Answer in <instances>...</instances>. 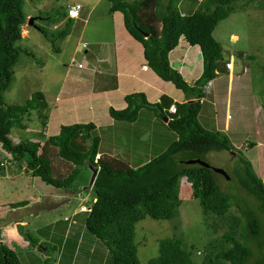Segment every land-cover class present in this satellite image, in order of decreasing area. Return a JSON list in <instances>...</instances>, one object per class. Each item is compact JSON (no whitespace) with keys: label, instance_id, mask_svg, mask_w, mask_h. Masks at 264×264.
Listing matches in <instances>:
<instances>
[{"label":"trees","instance_id":"1","mask_svg":"<svg viewBox=\"0 0 264 264\" xmlns=\"http://www.w3.org/2000/svg\"><path fill=\"white\" fill-rule=\"evenodd\" d=\"M24 1L0 0V147L14 160L24 161L32 177H38L45 184L68 192L70 185L82 175V170L87 171L88 179L91 178L92 170H97L92 186L89 187L88 182L86 187L94 193L88 205L91 210L77 213L73 223L63 220L68 223V227L75 229L78 234L81 230L87 231L97 239L106 249L105 264H138L137 245L134 242L135 224L145 217L154 220L176 217L181 204L179 188L182 178L189 183L191 197L199 201L202 211L224 220L230 214L229 210L236 206L232 197L221 191L216 173L211 168L189 165L185 161L198 158L203 160L209 152L230 151L234 148L224 133L203 129L197 118L204 86L215 79L218 73L227 71V63H222V47L212 33L216 25L230 15L232 3L252 0H200L198 8L189 15H181L174 0H107L110 3L109 12H120L124 28L142 45L147 65L159 78L171 82L188 98L185 102L174 103L163 96L160 105L149 103L142 92H134L124 97L126 108L109 109L111 118L126 122L136 121L140 109H149L159 120L167 117L166 127L177 136L164 151L134 168L118 157L97 155L100 137L93 133L95 126L90 122L63 125L56 135L46 138L40 133L37 135L40 141L37 142L23 140L13 144L11 141L10 134L15 128L22 131L28 128L25 121L26 118L31 121V113L36 112L42 128L46 122L42 114L46 107L42 93H33L21 104L6 105L3 101V92L8 89L13 78L12 68L22 51L17 43L22 40L21 29L26 23L22 9ZM57 14L66 17L62 11ZM72 24L73 19H65L63 27L55 30V35L48 34L42 27H39V31L45 39L54 41L65 37ZM181 37L188 45L198 46L202 57V73L192 86L170 66L168 59L169 52L178 45ZM171 104L175 106V113L167 114L163 109H168ZM250 145L252 147L253 143ZM48 147L54 148L57 157L71 164V170L66 176L55 175L51 171L50 156H46ZM39 150L40 153H37ZM239 162L243 168L238 181L258 201L264 217V184L248 159L240 157ZM26 204L24 201L17 206L23 207ZM235 208L238 216H228L230 220L226 219L225 222L230 228L221 234V243H226L227 247L218 250L215 259L230 264H245L251 255L245 242L246 236H258L260 223L256 218H250L239 205ZM76 232L72 236L74 239L68 240V237L62 235L58 242L62 251L54 262L76 264L73 262L79 244ZM23 238L27 241L25 235ZM28 242L36 246L34 240ZM38 249L41 251L40 246ZM0 264H21L18 254L3 243H0ZM148 264L194 262L191 252L179 238H165L159 241L158 255L149 260Z\"/></svg>","mask_w":264,"mask_h":264},{"label":"rangeland","instance_id":"2","mask_svg":"<svg viewBox=\"0 0 264 264\" xmlns=\"http://www.w3.org/2000/svg\"><path fill=\"white\" fill-rule=\"evenodd\" d=\"M90 1L94 2L95 0H80V2L87 4ZM125 1L132 2L135 0ZM199 1L174 0V5L181 15H189L198 8ZM70 2H74V0H25L23 2L22 9L26 16V23L22 26L21 36L24 38L17 43L22 51L12 68V81L8 89L3 92V101L6 105L21 104L35 92L44 94L48 105H50L54 102L55 93L64 77V71L69 69L72 72H76L77 63L74 62H83L85 60L89 62V57L84 52L85 48L81 45V41L78 44L76 42L77 33L69 37L48 41L35 28L40 26L48 34L52 33L55 35V30L59 29V27L54 29V26L57 25V19L62 17V15L60 16L57 13H61L65 6L68 5L67 3ZM99 3L102 5L107 4V0L99 1ZM102 5L98 7L92 17V24L86 30L87 39L91 37L90 30L95 32L98 41L111 39L110 23L108 20L103 19L107 15L106 12L103 10L104 16H100L103 9ZM107 8L108 5H106L105 9ZM30 17L35 18L34 27L27 24V20ZM53 19L56 20L53 21ZM63 20L62 18L61 21L63 22ZM77 26L76 30H79L82 25L78 22ZM212 36L222 47L223 65L225 63L229 64V66L234 64L233 70L235 71L238 90L242 92L240 94L242 97L240 101L234 97L228 111L223 102L224 96L217 97V100H214L217 106L214 108L211 99L208 98V94L205 95L208 93L209 85L204 86L205 102L201 104L200 114L197 118L198 123L207 131L224 132L230 144L232 145L233 143L232 146L234 148L230 151L209 152L203 157V161L214 168L222 169L229 177L226 179L219 174L215 176L221 191L230 195L233 203L236 204L229 210L230 214L227 215L238 216L239 213L235 207L239 205L244 212L248 213L250 218L254 217L260 223V234L258 236H246L245 242L251 250V255L245 264H264V217L259 210L258 201L238 181V175L243 168L239 162L240 157L253 161L255 169L258 167H256L257 164L254 159L259 157L262 166L258 169L264 175V0L236 1L232 3L230 15L216 25ZM96 67H98L101 75L98 74L94 77L95 90L92 87L87 90L103 93L109 87L113 88L115 85L114 75L110 71L109 65L104 63L102 65L98 64ZM216 80L224 95L227 84V71L218 73ZM81 90L84 92L85 89L82 88ZM65 105L66 110L70 109L67 103ZM77 106L81 112L80 114L85 115L87 109ZM215 109L217 112V124H214L213 119H211ZM36 115V112L31 113V121L26 118L25 123L28 124V128L25 131L18 128L12 131L10 139L13 144L23 140L30 142L40 141L37 135L42 131L40 127L41 119ZM228 115L232 119L230 121L227 119V123H225ZM159 122L161 124L162 120H159ZM225 124L227 132L223 131ZM169 137L170 134L168 141H170ZM165 140L166 132H161L160 136L154 139V142L157 147L161 148L166 143ZM121 142L126 144L125 140ZM250 143H253L252 148ZM48 148L46 156H50L51 171L55 175L66 176L71 170V164L57 157L54 148ZM107 150L110 152L109 149ZM103 152L98 148L97 155L100 156L104 154ZM37 153H40V150ZM131 153V150L127 151L126 159H122L130 166L134 163L130 156L128 158ZM146 155L149 156L146 152L145 154H138L139 157ZM116 157L120 158V156ZM0 164V220L3 221L7 213L13 218V216L16 217L23 212L24 219H27V225L23 228L14 226L19 242L14 243L11 240L14 237L1 227L0 243L7 245L18 254L21 264H44V261H46V264H61L60 262H54L62 251L58 242L62 235L66 238L68 237V240L70 238L74 239L72 236L76 232L75 229L68 227V223L64 222L63 218L67 216L71 219V222L75 221L74 216L77 214L79 205L83 202L89 205L94 197L92 190L86 188L90 181L87 171L82 170V175L79 176L73 185H70L69 193L66 192L65 195H62L67 190L54 188L45 184L38 177H32L26 170L24 161L18 162L14 160L1 147ZM78 191L81 193L72 194V192ZM32 196H36L39 200H29L28 198H32ZM41 197H46V201H40L42 200ZM179 199L181 204L176 217L170 220H154L145 217L135 224L134 242L137 245L136 257L138 264H148L149 260L155 258L158 255L159 241L165 238H179L191 252L194 264H230L229 262L215 259L216 252L227 247L226 243H221V234L230 228V226H226L228 224L225 222L226 219L230 220L228 216H225L224 220H222L223 218L216 217L211 213L205 214L200 207L199 201L191 197V188L184 178L180 179ZM24 201L31 203L30 207L32 204L34 205L32 210H30L31 212H37L40 202H42L41 208L47 205L51 206V208L29 216L30 212L26 209L30 207L27 208V204L24 207L17 206ZM11 206H17L13 208L15 210L13 213L9 212L10 208H12ZM50 224L51 227H48ZM64 230H66L65 234H63ZM244 232L243 234H245ZM76 234L78 233L76 232ZM24 235L27 237V241L24 240ZM29 240H34L36 246L33 247L32 243L28 242ZM78 242V248L73 257L74 263L105 264L106 249L90 233L84 230L79 231ZM39 246L41 251L38 249ZM36 252L42 254L43 257L37 256Z\"/></svg>","mask_w":264,"mask_h":264},{"label":"crops","instance_id":"3","mask_svg":"<svg viewBox=\"0 0 264 264\" xmlns=\"http://www.w3.org/2000/svg\"><path fill=\"white\" fill-rule=\"evenodd\" d=\"M99 1L102 2L103 0H95L94 2L90 1L89 4L82 3L80 0H74V2L67 3L68 5L62 10V13L66 14L69 7L76 4L81 6L78 19H73L71 29L65 37L77 33L76 42L78 44V42L81 41V45L86 44L84 46V52L87 53L89 62L86 60L83 62H74L82 64V67L77 68L76 64V72H72V70L69 69L64 71V77L61 81V85L55 93L56 95L53 103L48 105V101L43 94L46 107L42 110V114L45 116L46 122L43 128L40 126L42 128L41 134L45 137H49L56 135L59 132V128L63 125L82 122L89 123L90 121V123L95 126L96 130H94V133L100 137L99 149L104 151V154L109 156H120L121 159L127 157L126 152L131 150L132 153L128 155V158L130 156L131 160H133L132 162L134 163H132L130 167L134 168L142 165L164 151L165 148L177 138V136L166 127V123L162 121V123L159 124V119L149 109H140L137 119L134 122L119 121L111 118L109 115V109L113 108L114 110H122L126 108L127 105L124 97L134 92H142L145 95L146 100L151 104L157 103L161 105V98L163 96L169 98L174 103L185 102L188 98H186L184 93L180 89H177L171 82L159 78L147 65V61L143 56L142 45L124 28L122 14L118 11L109 12L110 3L107 1V4L102 5ZM101 5L103 6V9L101 10L102 12L100 16L103 15L104 10L107 15L103 19L108 20L110 23L111 39L98 41L97 35L91 30V37L90 39H87L86 30L88 26L92 24V17ZM106 5H108L107 9H105ZM61 19L62 17L57 19V25L54 29H57V27L61 29L63 27L67 15L65 18L63 17V22ZM78 22H80L82 26L81 29L76 30ZM21 38L24 37L21 36ZM168 59L170 66L179 72L189 86H192L202 73V57L199 47L188 45L182 37L179 39L178 45L169 52ZM90 62L92 63V66ZM104 63L109 65L110 71L114 75V87H109L103 93L87 90L89 87H92L93 89L95 88L94 77L100 74L96 65H102ZM233 69L234 64L232 66L228 65L227 84L224 95L222 93V88L220 89V86L217 85L216 78L209 82L208 93L205 95L208 94V98L211 99L214 108L217 106V103L216 101L214 102V100H217V97L220 96H224L223 102L227 111L230 110V104L234 97L237 98L238 101L241 100L242 96H240V94L242 92L238 90V82H236L237 79ZM82 88L85 89L84 92L81 90ZM190 100L192 99H189V101ZM204 102L205 97L202 103ZM66 103L70 106L69 108L71 111H69L70 109L66 110ZM77 105L87 109L85 115L80 114L81 112ZM163 111L169 114L167 108L164 107ZM213 113L211 119H213L214 124H217L216 109ZM227 117L225 123H227V119H229V121L232 119L229 118V115ZM99 131L101 132L100 134ZM223 131L227 132L226 124L224 125ZM161 132H166V143L160 148L157 147L154 139L158 138ZM169 134L170 141H168ZM123 140L126 141V144L121 142ZM107 149H109L110 152ZM145 152L149 154V156H138V154H145ZM254 160L257 164L256 167L259 168L262 166L259 157H255ZM249 161L252 164L253 170H255L254 172L259 178H261L264 184V175L261 174L258 168H254L253 161ZM66 192L68 191L63 192L62 195H65ZM28 199L35 201L39 200L36 196H32V198L29 197ZM41 199L42 200L40 201L42 202L46 201V197H41ZM26 202V207L29 208L31 203H28V201ZM42 202H40V207L37 209L36 213L30 211L34 206L33 204L29 209H26L30 212L29 216H32L33 213L37 214L40 213V211L51 208L49 205L41 208ZM14 211L13 208H10L9 212L13 213ZM16 225H27V219H24V212L16 217L13 216V218L7 213L6 218H4L3 221L0 220V228L3 227L14 237V239H11L14 243L19 242V238L16 236V230L14 229V226ZM36 254L37 256L43 257L39 252H36Z\"/></svg>","mask_w":264,"mask_h":264},{"label":"water","instance_id":"4","mask_svg":"<svg viewBox=\"0 0 264 264\" xmlns=\"http://www.w3.org/2000/svg\"><path fill=\"white\" fill-rule=\"evenodd\" d=\"M34 20H35V18H33V17L28 18V20H27V24L30 25V26H32V27H34ZM35 28H36L37 30L40 29L39 27H35ZM161 118H162L161 120H162L164 123H167V121H168V118H167V117H161ZM185 163H186V164H189V165L198 164V165L203 166V167H205V168H211V170H212L214 173L219 174V175H222V176L225 177L226 179L229 178V177L226 175V173H225L222 169L214 168V167L210 166L208 163L204 162L203 160H201V159H199V158H198V159H190V160H186ZM96 174H97V170H92V175H91V178H90V181H89V187L92 186L93 181H94V179H95V177H96Z\"/></svg>","mask_w":264,"mask_h":264},{"label":"built area","instance_id":"5","mask_svg":"<svg viewBox=\"0 0 264 264\" xmlns=\"http://www.w3.org/2000/svg\"><path fill=\"white\" fill-rule=\"evenodd\" d=\"M79 8V5H76L74 7H70L68 10H67V16L70 17V18H73V17H76V14H77V9ZM86 44H83V46H85ZM73 61V60H72ZM82 67V64H77V68H81ZM169 111L171 112H174L175 111V108L173 105H171L169 107ZM81 195V194H79ZM91 210V207H89L88 205L85 204V202L81 203L77 209V213H80V212H89ZM63 220L65 221H71V219L67 216H65L63 218Z\"/></svg>","mask_w":264,"mask_h":264},{"label":"clouds","instance_id":"6","mask_svg":"<svg viewBox=\"0 0 264 264\" xmlns=\"http://www.w3.org/2000/svg\"><path fill=\"white\" fill-rule=\"evenodd\" d=\"M76 5H79V4H76ZM76 5H74V6H76ZM74 6H71V7H74ZM69 8H70V7H69ZM69 8H68V9H69ZM68 9H67V10H68ZM79 9H80V5H79V8L77 9L76 17L70 18V17L67 16V18H70V19H78V17H79ZM66 15H67V11H66ZM54 27H55V26H54ZM57 30H58V29H57ZM228 65H229V64H227L226 67H228ZM208 85H209V82H208ZM203 92H204V89H203ZM202 102H203V98L200 99V103H202ZM171 105L174 106V104H171ZM171 105H170V106H171ZM170 106H169V107H170ZM169 107H168V112H169L170 114H174L175 111H174V112L169 111ZM174 108H175V106H174ZM175 110H176V109H175ZM72 194H73V193H72Z\"/></svg>","mask_w":264,"mask_h":264}]
</instances>
